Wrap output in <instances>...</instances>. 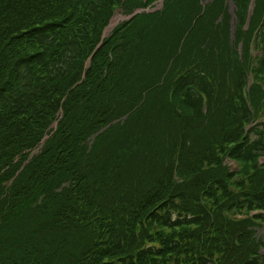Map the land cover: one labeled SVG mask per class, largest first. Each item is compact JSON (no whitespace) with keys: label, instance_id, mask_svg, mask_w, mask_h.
Returning <instances> with one entry per match:
<instances>
[{"label":"trees","instance_id":"trees-1","mask_svg":"<svg viewBox=\"0 0 264 264\" xmlns=\"http://www.w3.org/2000/svg\"><path fill=\"white\" fill-rule=\"evenodd\" d=\"M203 2L165 0L102 40L116 6L147 0H0V264H264L255 230L237 234L208 208L234 179L215 151L264 159V122L250 127L241 94L217 108L250 68L229 43L227 0ZM256 46L263 75L264 21ZM245 178L244 207L264 209V166Z\"/></svg>","mask_w":264,"mask_h":264},{"label":"rangeland","instance_id":"rangeland-1","mask_svg":"<svg viewBox=\"0 0 264 264\" xmlns=\"http://www.w3.org/2000/svg\"><path fill=\"white\" fill-rule=\"evenodd\" d=\"M145 1L146 0H144V2ZM211 1L213 0H204L203 5L206 6ZM231 1L233 3L232 11L230 9ZM164 3L165 0H154L150 3L149 0H147L146 4H150V6L144 8L147 10H137L136 12H142L136 15H134L136 12L133 14L124 12V10H128L133 5H127L124 8L123 6H116L113 18L103 30L102 40L112 38L118 30H121L127 23L131 22L136 16L144 13L145 11L147 13H154L158 10H162L164 8ZM245 3L247 6L244 17L245 24L244 26H241V22L244 20H241L238 16L237 4L234 3V0H227L228 12L230 14L228 38L230 45H232L238 54L239 62L250 68L248 83L243 89H241L237 80H234L232 77L228 78L217 96V108L225 111L233 110V108L238 106V96L241 94L251 107L255 116V122L252 126H250L254 129L259 122H264V74L259 75L257 73L260 70L259 63L261 55L256 46V36L261 27V23L264 21V10L260 7L259 0H246L243 4ZM116 17L118 18V21L114 26H112V21ZM221 20L222 17L218 19V22ZM239 30H242L244 34L242 41L237 43V34ZM91 57L92 56L84 61V68L87 69V67H90ZM220 77L221 76H216V78ZM160 85L165 90L167 98L174 100V96H171V81L164 78L161 80ZM164 97L165 94H157V109L151 110L150 120L153 118L156 111L163 107L165 103ZM205 109L207 108L205 107ZM167 122L168 118L164 115L157 132V136L160 141L168 139ZM215 158H222V168L228 173L234 175V179L229 180L227 183V186L229 187L228 193L222 195L219 187H217V189L213 192L215 196L208 203V208L212 212V215L214 216L213 218H221L223 226L232 229L237 234L241 233L246 226L248 230H255V240L261 247V245L264 244V218L256 217L254 219V216L263 215L264 209L255 208L252 211L248 210L247 207L249 205L254 206V203L250 202V185L245 178V173H251L255 166H264V159L261 158L256 163L237 161L232 160L229 157H222L219 150L215 151ZM235 197L236 199H234ZM211 232L212 228H207L204 232V236L211 237ZM209 250L212 254H215L216 248H210ZM260 256L264 259V249L260 251ZM215 257L218 260H221L220 255H215Z\"/></svg>","mask_w":264,"mask_h":264},{"label":"water","instance_id":"water-1","mask_svg":"<svg viewBox=\"0 0 264 264\" xmlns=\"http://www.w3.org/2000/svg\"><path fill=\"white\" fill-rule=\"evenodd\" d=\"M230 9H231V11H232V9H233V3H232V1H231V3H230ZM142 11H138V12H136L134 15H136V14H139V13H141ZM114 123H116V122H114ZM56 125V124H55Z\"/></svg>","mask_w":264,"mask_h":264},{"label":"bare ground","instance_id":"bare-ground-1","mask_svg":"<svg viewBox=\"0 0 264 264\" xmlns=\"http://www.w3.org/2000/svg\"><path fill=\"white\" fill-rule=\"evenodd\" d=\"M117 21H118V18L116 17V18H114V20L112 21V26H114L116 23H117ZM110 29V28H109Z\"/></svg>","mask_w":264,"mask_h":264}]
</instances>
